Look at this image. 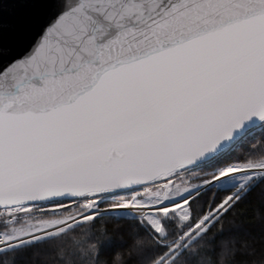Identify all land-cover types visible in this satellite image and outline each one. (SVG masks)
Returning <instances> with one entry per match:
<instances>
[{
	"label": "snow or ice",
	"instance_id": "obj_1",
	"mask_svg": "<svg viewBox=\"0 0 264 264\" xmlns=\"http://www.w3.org/2000/svg\"><path fill=\"white\" fill-rule=\"evenodd\" d=\"M255 143L264 0H0V264L104 217L191 264L264 184Z\"/></svg>",
	"mask_w": 264,
	"mask_h": 264
},
{
	"label": "clouds",
	"instance_id": "obj_2",
	"mask_svg": "<svg viewBox=\"0 0 264 264\" xmlns=\"http://www.w3.org/2000/svg\"><path fill=\"white\" fill-rule=\"evenodd\" d=\"M249 215L251 219L247 218ZM250 224L258 225L260 230L252 231ZM113 237L124 244L112 252L111 259H101L100 264H144V253L151 241L132 226L130 217H104L94 225L78 229L58 243L50 255L37 256L35 264H68L70 252H80L76 264H92L93 258L102 252V245ZM201 260L204 264H264V208L251 213L237 209L225 217L196 247L191 264H201Z\"/></svg>",
	"mask_w": 264,
	"mask_h": 264
},
{
	"label": "trees",
	"instance_id": "obj_3",
	"mask_svg": "<svg viewBox=\"0 0 264 264\" xmlns=\"http://www.w3.org/2000/svg\"><path fill=\"white\" fill-rule=\"evenodd\" d=\"M257 155L264 154V143H255L254 144ZM211 196V193H209ZM249 202L241 207V210H247L251 213L253 210H258L264 208V188L262 184H257L252 190L248 193ZM251 219V215L247 217ZM123 246V241L113 237L111 244L102 245V252L100 253L101 259H111V254L117 248Z\"/></svg>",
	"mask_w": 264,
	"mask_h": 264
},
{
	"label": "water",
	"instance_id": "obj_4",
	"mask_svg": "<svg viewBox=\"0 0 264 264\" xmlns=\"http://www.w3.org/2000/svg\"><path fill=\"white\" fill-rule=\"evenodd\" d=\"M52 2H54V0H52ZM28 47V43L27 42H25L23 45H21L20 47H18L17 49H16V51L17 52H21V51H23L25 48H27Z\"/></svg>",
	"mask_w": 264,
	"mask_h": 264
},
{
	"label": "rangeland",
	"instance_id": "obj_5",
	"mask_svg": "<svg viewBox=\"0 0 264 264\" xmlns=\"http://www.w3.org/2000/svg\"><path fill=\"white\" fill-rule=\"evenodd\" d=\"M191 179H192V182H193V177Z\"/></svg>",
	"mask_w": 264,
	"mask_h": 264
}]
</instances>
